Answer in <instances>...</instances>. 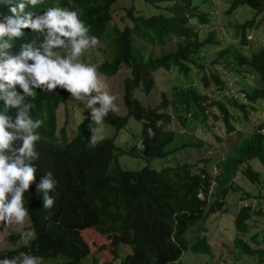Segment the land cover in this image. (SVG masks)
<instances>
[{"label": "trees", "instance_id": "16d2710c", "mask_svg": "<svg viewBox=\"0 0 264 264\" xmlns=\"http://www.w3.org/2000/svg\"><path fill=\"white\" fill-rule=\"evenodd\" d=\"M117 1L43 0L26 11L40 14L49 7L79 11L81 19L90 26V35L99 41L109 38L111 59L97 65L98 71L113 77L126 66L130 76L124 83L127 114L120 116L109 112L104 121L118 132L127 127L131 118L142 123L145 147L138 156L147 166L136 171L123 169L120 157L134 155L137 149L119 147L114 138L89 145L90 128L95 127L89 119L77 125L74 136L68 139L67 130L58 129L57 110L68 102L70 94L59 88L54 92L35 90L36 96L26 97L25 102L32 104V118L44 122L37 130L41 140L36 144L39 153V158L34 161L36 182L39 183L42 176L52 175L57 184L49 195L55 198V204L52 209L43 208L42 193L36 192L35 184L24 194L30 222L26 231H33L35 236L19 249L0 251V260L23 252L40 257L42 264H82L88 257L92 264H99L102 258L103 264H183L185 252L213 253L202 223L222 209L223 200L236 188V177L242 173L252 182L264 179V173L255 171L250 164L252 160H258L264 167V121L250 137L236 142L225 157L214 163L203 161V169L194 171L187 163L167 162L160 169L150 165L154 160H165L176 152L166 151L175 140V133L168 130L171 115L165 111L170 105L174 109L179 104L195 105L205 120L211 115L216 123L222 121L228 134L236 130L232 113L240 111L244 120L250 110L256 111L255 104L264 101V47L250 56L238 48H222L221 28L211 26L210 14L195 6L193 0H144L146 8L152 9L150 13L131 7L127 14L131 24L123 30L111 28L112 7ZM242 5L256 11L252 19L236 25L240 45L245 47L249 45V33L258 26V16L264 14V0H235L229 12ZM0 14H10L3 0H0ZM209 28L212 30L201 33V29ZM110 29L115 30L110 32ZM172 38L177 40L175 49L159 55L148 51V47H164ZM41 39L39 33L25 30L24 37L11 42L12 51H18L26 42L35 41L38 45ZM211 46L213 49H209ZM218 65L227 68L228 74L215 70ZM173 69L190 84L193 73L197 72L201 86L213 87L211 90L219 97L202 95L196 88H189L187 92L180 91L177 101L170 103L165 98L157 107L144 106L135 97L136 91L150 94L155 89V72ZM246 73L256 75L260 81L259 86L246 84L240 90L248 97L249 105L241 104L240 97L225 92L233 89L229 75H234L236 82L237 77ZM0 111H5L2 102ZM6 111L14 115L16 110ZM209 163L212 164L207 168ZM215 167L220 173L215 176L217 185L210 194L213 178L210 169ZM201 192H205L204 200L198 196ZM208 194L211 195L210 202L207 201ZM250 197L248 193L242 200ZM262 198L264 195L258 197ZM255 208L256 205H243L239 209L235 219L239 234L248 233V222L253 214L264 216L262 209L256 208L255 213ZM84 233H91V238L86 240ZM256 239L257 236L253 238ZM235 247L264 261V249H252L239 238L235 240ZM93 250L98 254L94 259Z\"/></svg>", "mask_w": 264, "mask_h": 264}, {"label": "rangeland", "instance_id": "374dc122", "mask_svg": "<svg viewBox=\"0 0 264 264\" xmlns=\"http://www.w3.org/2000/svg\"><path fill=\"white\" fill-rule=\"evenodd\" d=\"M235 0H193L195 6H199L202 11L210 14L212 18L211 26H219L222 32V48L227 46L240 50L247 56L261 50L264 47V14H260L257 18L258 26L249 33V45L241 47L239 32L236 30V25H240L247 20L252 19L256 15V11L246 5L240 6L234 12H229ZM134 7L136 11H145L150 13L152 9L146 8L144 0H118L112 7L113 18L111 21V28L123 30L131 21L127 17L128 10ZM115 29H110L114 32ZM207 30L201 29V33H206ZM108 37L101 39L100 44L92 49L87 50L81 57L84 63L98 65L106 60L111 59L110 47L108 45ZM177 40L172 38L167 41L164 47H157L153 49L148 47V51H154L159 55L162 52L173 50L177 46ZM213 49V47H209ZM215 49V48H214ZM214 51V50H213ZM212 51V52H213ZM206 53V52H205ZM207 56H210L209 54ZM206 56V57H207ZM209 59V58H208ZM209 64L208 60L204 61ZM213 69V68H212ZM215 70H220L222 74H228V69L221 65L215 66ZM247 69V68H245ZM246 73L237 77V81L233 82L232 88L236 91L242 90L247 84L259 86L260 81L256 75ZM130 76V70L123 66L117 75L108 77L103 75L106 83L109 85V92L117 96L116 104L118 111L116 113L120 116L127 114V109L124 105V83ZM197 72L192 75L193 83H188L187 79L180 74L176 69L173 70H159L155 72L156 87L150 94H145L141 90L134 93L135 97L141 101L144 106L157 107L160 106L165 98L172 103L177 101L182 92L189 91V88H196L198 93L204 95L208 94L210 97L218 98L216 91L206 89L201 86L200 78H197ZM230 80H234L235 76H230ZM187 80V81H186ZM231 95V92H227ZM221 97V96H220ZM179 107L173 108L170 105L165 111L166 114L171 115V122L168 130L175 133V140L166 148V151L176 150L173 156H169L165 160H154L150 165L153 168L160 169V167L167 163L173 164L187 163L193 166V170L198 168L203 169V161L211 160L212 163L225 157L231 147L241 139L250 137L253 130L264 121V101H260L256 105V111L250 110L249 116L243 120L244 115L239 111L232 113L233 123L236 130L228 134L223 127L222 121L216 123L213 117L204 119V116L199 113L196 106L191 105L186 107L179 104ZM176 111V112H175ZM214 109V113H215ZM90 109L82 102L75 101L68 98L66 104H61L57 110L58 129L65 128L68 133V139H72L75 134V129L83 120L89 119ZM176 114H179V118ZM217 115H219L217 113ZM91 121V120H90ZM185 122V124H183ZM92 124H94L91 121ZM95 125V124H94ZM96 126V125H95ZM104 139L114 138L117 146L131 150L136 148L134 155H123L120 157V165L123 169L129 171L141 170L146 165L145 160L138 155L140 149H143L144 142L142 140L143 125L141 122L131 118L127 127L121 131H117L113 126L106 124L103 121ZM58 133V137H60ZM90 139L87 143L90 145ZM209 163L207 168L212 164ZM255 171L264 173V167L258 160L250 162ZM201 167V168H200ZM211 173H216L214 168H211ZM235 190L229 192L225 197V207L223 212L210 216L202 225L206 229L207 237L213 246V254H194L192 252H185L182 256V263L184 264H264V261L259 260L257 256H250L242 253L235 247L236 238L243 239L248 243L252 249H264V216L253 214L249 223V231L247 234H239L235 229V219L239 209L243 204L256 205V208L262 209L264 212V198L258 199L259 196L264 195V179L260 182H252L245 175L240 173L235 179ZM214 186V183H213ZM251 197L246 201L242 200L246 194ZM204 200L202 196L199 197ZM252 200V201H250ZM255 208V209H256ZM257 209L255 213H257ZM30 226L28 217L23 225H5L0 223V251H9L19 249L21 246L28 245V242H23L21 233L26 231ZM91 233H84L86 240L91 238ZM35 236V235H34ZM257 236L256 241L253 238ZM17 240H13V238ZM98 254L94 252L92 259L96 258ZM104 258L99 260V264H103ZM82 264H92L90 257L86 258Z\"/></svg>", "mask_w": 264, "mask_h": 264}, {"label": "clouds", "instance_id": "9594fccd", "mask_svg": "<svg viewBox=\"0 0 264 264\" xmlns=\"http://www.w3.org/2000/svg\"><path fill=\"white\" fill-rule=\"evenodd\" d=\"M42 2L3 0L10 14H0V102L5 109L0 111V223L5 225L25 223L28 210L24 206V194L34 184L36 192L42 193L43 208L52 209L55 204V198L49 195L57 184L52 175L42 176L36 182L34 161L39 158L36 144L41 140L37 130L44 122L32 118V104L25 102L26 97L34 98L37 89L54 92L59 88L69 93L71 99L82 102L90 109L89 118L96 125L90 128L89 142L93 145L104 139V118L109 112L118 111L117 96L110 94L97 65L81 61L87 50L100 44L96 36L90 35V26L81 19L82 13L62 7H49L40 14L26 11ZM25 30L39 33L42 39L38 45L35 41L23 43L13 52L11 42L24 37ZM230 92L240 97L241 104H250L245 94L236 89ZM243 95L247 102H243ZM7 109H15V114H8ZM214 171L210 194L215 191V176L220 173L217 167ZM198 196L205 199V192ZM207 201H211V195ZM224 207L225 202L218 213ZM34 235L33 231H23L21 239L28 242ZM0 264H42V260L22 252L0 260Z\"/></svg>", "mask_w": 264, "mask_h": 264}, {"label": "built area", "instance_id": "2783aa9c", "mask_svg": "<svg viewBox=\"0 0 264 264\" xmlns=\"http://www.w3.org/2000/svg\"><path fill=\"white\" fill-rule=\"evenodd\" d=\"M242 98H243V102H247V98L245 95H243Z\"/></svg>", "mask_w": 264, "mask_h": 264}]
</instances>
